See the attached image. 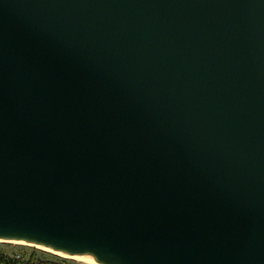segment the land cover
Wrapping results in <instances>:
<instances>
[{
  "label": "water",
  "instance_id": "obj_1",
  "mask_svg": "<svg viewBox=\"0 0 264 264\" xmlns=\"http://www.w3.org/2000/svg\"><path fill=\"white\" fill-rule=\"evenodd\" d=\"M0 227L264 264V0H0Z\"/></svg>",
  "mask_w": 264,
  "mask_h": 264
},
{
  "label": "bare ground",
  "instance_id": "obj_2",
  "mask_svg": "<svg viewBox=\"0 0 264 264\" xmlns=\"http://www.w3.org/2000/svg\"><path fill=\"white\" fill-rule=\"evenodd\" d=\"M0 243L34 246L87 264H126L105 247H95L88 243L74 244L70 241L13 228L0 227Z\"/></svg>",
  "mask_w": 264,
  "mask_h": 264
},
{
  "label": "trees",
  "instance_id": "obj_3",
  "mask_svg": "<svg viewBox=\"0 0 264 264\" xmlns=\"http://www.w3.org/2000/svg\"><path fill=\"white\" fill-rule=\"evenodd\" d=\"M40 249V248H39ZM0 264H75L73 260L65 259H44L37 258L36 252L32 253L30 258L20 251L11 253L0 250Z\"/></svg>",
  "mask_w": 264,
  "mask_h": 264
},
{
  "label": "rangeland",
  "instance_id": "obj_4",
  "mask_svg": "<svg viewBox=\"0 0 264 264\" xmlns=\"http://www.w3.org/2000/svg\"><path fill=\"white\" fill-rule=\"evenodd\" d=\"M0 250L1 251H5V252H13V251H20L22 253L25 254L26 258H30V256L32 255V253L36 252V257L37 258H44V259H55V258H59V259H69V260H73V262L75 264H87L85 262L82 261H78L76 259L73 258H67V257H63L57 254H54L52 252L43 250V249H39L37 247L34 246H29V245H23V244H15V243H0Z\"/></svg>",
  "mask_w": 264,
  "mask_h": 264
}]
</instances>
